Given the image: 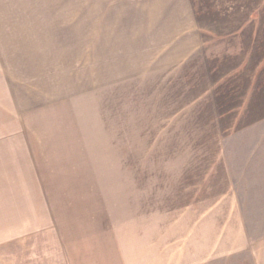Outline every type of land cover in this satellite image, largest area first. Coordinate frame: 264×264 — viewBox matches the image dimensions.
Segmentation results:
<instances>
[{
  "label": "crops",
  "instance_id": "1",
  "mask_svg": "<svg viewBox=\"0 0 264 264\" xmlns=\"http://www.w3.org/2000/svg\"><path fill=\"white\" fill-rule=\"evenodd\" d=\"M127 3L119 31L149 66L143 88L158 90L150 136L165 140V158L134 177L147 205L128 238L60 241L64 264H264V0ZM11 113L0 128V244L60 235L73 206L58 203L41 142Z\"/></svg>",
  "mask_w": 264,
  "mask_h": 264
},
{
  "label": "rangeland",
  "instance_id": "2",
  "mask_svg": "<svg viewBox=\"0 0 264 264\" xmlns=\"http://www.w3.org/2000/svg\"><path fill=\"white\" fill-rule=\"evenodd\" d=\"M129 1L0 0V128L11 112L26 116L31 143L43 146V178L58 203L73 206L60 235L1 243L0 264H64L59 242L86 241L88 233L125 240L147 205L136 202L133 180L165 158V140L150 136L158 90L143 88L149 66L121 39Z\"/></svg>",
  "mask_w": 264,
  "mask_h": 264
}]
</instances>
